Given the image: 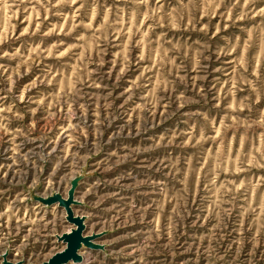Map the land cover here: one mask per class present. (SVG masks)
Returning <instances> with one entry per match:
<instances>
[{
	"label": "rangeland",
	"instance_id": "rangeland-1",
	"mask_svg": "<svg viewBox=\"0 0 264 264\" xmlns=\"http://www.w3.org/2000/svg\"><path fill=\"white\" fill-rule=\"evenodd\" d=\"M264 264V0H0V264Z\"/></svg>",
	"mask_w": 264,
	"mask_h": 264
},
{
	"label": "water",
	"instance_id": "water-1",
	"mask_svg": "<svg viewBox=\"0 0 264 264\" xmlns=\"http://www.w3.org/2000/svg\"><path fill=\"white\" fill-rule=\"evenodd\" d=\"M84 174L81 173L75 176L70 181V186L67 190L66 196H62L59 192H52L49 195L42 196L36 194L35 189L30 192L31 198L39 202L44 206H51L57 204L62 207L65 211V219L70 224L72 228L69 231L62 232L56 235V239L63 243L65 247L60 251L54 252L46 261L42 264H70L71 262L79 263L82 261V256L79 254V250L82 247L90 249H99L102 246L94 242L96 234L84 235V216L75 215L73 212L72 205L78 204L74 198L76 187L79 181L83 178ZM3 258L2 264H22V261L10 262L7 259V253H2ZM35 264V263H31Z\"/></svg>",
	"mask_w": 264,
	"mask_h": 264
},
{
	"label": "bare ground",
	"instance_id": "bare-ground-1",
	"mask_svg": "<svg viewBox=\"0 0 264 264\" xmlns=\"http://www.w3.org/2000/svg\"><path fill=\"white\" fill-rule=\"evenodd\" d=\"M73 227V226H72ZM64 247H65V245H64ZM80 251V250H79ZM79 254L81 255V256H83V253H80L79 252ZM83 258V257H82ZM84 259V258H83ZM70 264H77V263H74V262H71Z\"/></svg>",
	"mask_w": 264,
	"mask_h": 264
}]
</instances>
